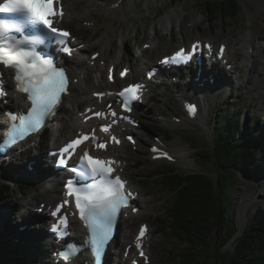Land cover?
<instances>
[{
  "label": "rangeland",
  "instance_id": "1",
  "mask_svg": "<svg viewBox=\"0 0 264 264\" xmlns=\"http://www.w3.org/2000/svg\"><path fill=\"white\" fill-rule=\"evenodd\" d=\"M206 1L211 2V0H151V6H149L145 0H138V3H140L139 7H134L132 5L133 11L131 8H126V14H120L118 16V21L122 22L123 25H119L117 21L112 24L116 30V32H114L116 37L113 45L110 47V52L111 50H114V54L119 56L124 55L122 61L118 65V69L132 60L131 63L140 70V74L142 75L147 68L145 61H148L151 58L157 59L165 51H172L178 44L182 43L180 39H182L184 35H190L187 38L188 41L194 37L216 40L224 38L231 45L232 59L237 61V67L233 72L236 77L235 84L223 93L214 94L211 91L209 92L211 93V96H214V98L211 97L210 107H208L206 103L204 105V109H206V111L208 110L210 115L211 123L209 129L203 128L201 122L195 121L176 124L180 120L179 118H176L175 115L177 113L182 114L179 98L183 96L184 93H187L190 98H196V94L185 86L184 83H172L171 78L168 79L167 84H163L153 89L152 97H149L148 99V108L145 110L146 114L144 116L140 114V111L144 110V108L139 109L135 113L140 117L141 122L139 128H134L139 141L136 147L129 143L122 158L126 159L129 164V168L125 172L126 175L132 180L134 185H138L140 189L144 191L143 198L150 199V204H152L150 206L153 207V210L141 212L138 219H133L134 222L137 223L136 225L141 221H150L152 228L155 230L150 241L153 258L152 264H177V259L176 256L173 255L174 247L165 241L166 233H164L163 230L160 231V227L157 225V228L154 223L160 221L158 218H167L166 209L172 201V195L161 187L157 177L154 176L155 170L159 168L158 166L167 163L164 161L153 160L150 155V146L154 143H158L157 138L161 137V139L163 140L164 138L166 140L165 143L171 147L174 146L179 150H188L191 153L189 160L192 164L190 166L182 165L177 162L172 163L183 171H197L199 164L196 160V152L190 144L189 137H194L199 141H203L206 145L213 141V134L217 132L214 127V118L218 113L226 111L235 115L239 114L243 123H246L245 119H251L250 121H256L260 126L264 125V122L261 121V116L264 115V91L258 93L257 86L251 88L250 91L243 90L245 85H242L248 81L246 77L247 71L244 68H241L240 65L242 61L245 60V62H247V60L243 55L245 48H239L240 44L237 43L242 34L248 33H254L256 39L260 38L259 41H261V37L264 36V19L261 17L256 18L255 15V13H259V8L257 5L253 4L252 0H237L240 6V13L237 18L219 17L217 19H210V17L213 18V16L212 13H210L211 11L209 12L208 9H206ZM99 2H102V0H80L77 2L78 8H85L89 5V8L94 11L93 14L95 15L84 16L83 14L80 19L76 18L75 22L67 24L79 35L78 42L90 39L92 35L94 36V33H96L95 39L107 35L105 28H99V24L103 22V19L110 20L113 18L114 14L103 15L101 12H97L100 6ZM126 2L129 4L131 1L127 0ZM172 13H174V15L171 17ZM249 16L256 19V24L254 26H251ZM171 19L173 20L172 22H170ZM163 21L165 23L164 25ZM94 25L95 29L92 28ZM125 25L127 26V30H124ZM167 25H174L172 34L171 32H166L165 26ZM167 31L169 30L167 29ZM155 33V42L158 41L156 48L154 50L149 49L141 58L138 57L144 44L153 41ZM132 39H134L135 42L132 41ZM107 63L109 64V61H107ZM108 64L100 62V65L104 66L102 75L106 81ZM228 73L230 74V72ZM237 75L240 76L241 80L237 79ZM260 88L264 89L262 87ZM228 95L231 96L228 97ZM254 95L258 96L256 101L253 99ZM258 101L261 108L256 105ZM169 118L176 120V122L170 123L171 121H169ZM168 134L174 137L173 140L167 139ZM25 159V162H28L29 159ZM24 165L25 164H22L23 168ZM8 168L7 164L0 166V182H7V176L10 173L12 175L14 172L13 168L16 167H10L12 170H8ZM259 168L260 169L253 174H240L238 183L235 185V188L230 195L232 201L230 214L233 218V225L237 231L238 218L244 211V204L249 206V210L246 213L247 220L244 228L250 222L252 217H254V214L264 209L263 161ZM19 182L21 183L22 181L20 180ZM14 186L17 189V192L11 193L9 197L5 198L6 201L2 200L0 202V205L3 201L2 205L11 204L10 213L13 215L11 221H18L16 216H22V213L20 212H25L26 210H29V208L31 210V207H38L39 202L42 200L41 194H39L40 197L36 200H33V195L39 191L43 193V191L42 189H29L26 191L18 183L14 184ZM45 196L44 193L43 197ZM252 197L255 200H253ZM33 201L34 206L32 205ZM13 206L16 212L11 211ZM4 208L5 207L3 206L1 207V209ZM17 211L18 214H16ZM33 211L35 212V210ZM39 227L41 226H38V231ZM4 235V231L1 230V238H5V240L7 239L9 241H16L13 240V238L10 239L11 237H6ZM21 238V241L24 242L25 236H22ZM121 239H124V236H122ZM236 240L237 238L233 239L231 243L226 246V249L233 250ZM131 241L132 239L128 242ZM124 244L125 243L117 245V248H115L119 249L121 254H123ZM42 249L44 250L45 247L43 246Z\"/></svg>",
  "mask_w": 264,
  "mask_h": 264
},
{
  "label": "trees",
  "instance_id": "2",
  "mask_svg": "<svg viewBox=\"0 0 264 264\" xmlns=\"http://www.w3.org/2000/svg\"><path fill=\"white\" fill-rule=\"evenodd\" d=\"M206 9L213 19L237 18L240 13L237 0L206 1ZM242 125L239 114L218 113L214 118L217 132L209 146L189 137L199 164L197 171L161 164L154 172L161 187L172 195L167 218L158 222L166 233L165 241L174 247L177 264H264V209L254 214L233 250L226 249L237 233L230 214V195L240 174L260 169L259 158L264 152L263 143L252 142L258 137L254 128L245 130ZM167 138L174 137L168 134ZM10 187L0 182V201L12 193ZM0 264L25 263L18 248L2 240Z\"/></svg>",
  "mask_w": 264,
  "mask_h": 264
},
{
  "label": "bare ground",
  "instance_id": "3",
  "mask_svg": "<svg viewBox=\"0 0 264 264\" xmlns=\"http://www.w3.org/2000/svg\"><path fill=\"white\" fill-rule=\"evenodd\" d=\"M80 0H64V4L67 10V14L64 17V19L62 20V23H64L66 20H72L75 21L76 18H81L82 15H90V16H95L93 13L94 11L88 7H82V8H78L77 7V2H79ZM127 0H102V2H99L100 6L97 10V12H101L103 15H108V14H114V17L111 18L110 20H105L103 19L101 22V24H99V28H105V31L107 33L106 36H102L100 38H96V33H94V36L92 35V37H90V39H85L83 42H86L85 46L79 48V50L77 51V54L72 58V59H68L66 62V66L68 68H70V72L72 75V79H73V84H72V88H71V94L68 96H65V100L62 103V106L60 108L61 112L59 114V116L57 117V120L59 122V126L54 128L53 130V134L57 135V140L58 141H63L64 139H69L72 136H74L76 134V131L78 129H83L87 124H89L90 122L92 123V125L95 124V120H91L88 123H84L82 122V118L80 117V112L79 111H85L87 107H83V105L85 103H88L87 105L92 106L95 104H98V106H102L103 104L98 103L97 99L94 97V92L100 91L102 90L101 88L102 86V79H99V81H96L94 79H92L91 77L94 76V73H98L97 70V65L99 62L101 61H109V70L108 73L111 72L112 69H114V67L112 66L113 64L115 65H119V63L122 61V58L124 55H116L114 54L115 51L111 50L110 52V47L113 45L114 41H115V37L116 34L114 32H116V30L114 29V27L112 26V24L117 21L119 25H123L122 22L118 21V16L120 14H126V8H131V10L133 11L132 7L136 6L139 7L138 0H130L131 2H129V4L126 2ZM147 2V4L149 6H151V0H145ZM254 5H257V7L259 8L258 11L259 13H255L256 18H263L264 19V0H252ZM98 3V2H97ZM133 5V6H132ZM80 6V5H79ZM256 7V6H255ZM253 12V11H252ZM256 12V11H255ZM96 14V13H95ZM174 15V13L171 14V17ZM254 15V16H255ZM116 17V18H115ZM133 17V16H132ZM249 20L251 23V26H254L256 24V19L252 16H249ZM173 20L171 19L170 22H172ZM99 22V21H97ZM259 22V21H257ZM100 23V22H99ZM164 21H163V25H164ZM169 24V23H168ZM167 29L170 31L172 30V28H170L169 25L166 26ZM127 28V26H124V30ZM113 29V30H111ZM155 29V28H154ZM158 29V28H157ZM127 30V29H126ZM112 31V32H109ZM168 32V31H167ZM124 38V37H123ZM261 41H259V39H256V36L254 33H248V34H242L239 38V40L237 41L238 44H240L241 49L245 48V52H244V58L247 60V62L242 61L241 62V68H244L247 71L246 77H247V82L245 84H243L242 86L245 85V87L243 88V90H248L250 91L251 88H253L254 86L258 87V93H262V91H264V89H261L260 87L264 88V36L261 37ZM82 43V42H81ZM160 43V40H159ZM79 44V43H78ZM77 44V46H78ZM254 48L253 52H250V49ZM87 54L89 56H85L84 55ZM95 53H98V57L96 59L93 58V55ZM165 53H167V51H165ZM169 53V52H168ZM136 57V55H135ZM161 59V58H160ZM93 61L95 62L94 64ZM147 65H149V62H146ZM131 68L133 67V71L130 73L129 77L131 79H135V75L137 74V77L139 76V70L138 68H136L133 64L129 65ZM205 71L204 70L202 72V76H201V80L200 81H196L195 77H196V73L195 71H192L191 73V78L190 80V84L193 88H197L199 87V84L204 81V89L207 91H201L203 96H204V100L203 102L200 104V107L198 106L196 111L199 112L198 116L194 119H190V118H182L178 123L176 124H181L183 122H201V125L203 126V128L205 129H209L210 126V115H209V111L206 109H204V105L206 103V105L208 107H210L211 105V97L214 98V96H211L209 93L210 91L212 93H223V87H227L230 84L235 82L236 77L235 76H223L222 78L215 76L216 78V84L212 85L210 83V79H206L204 80L205 77ZM215 73V72H214ZM197 78V77H196ZM237 79L241 80L240 76L237 75ZM189 82V81H188ZM152 87L157 86V83H154L151 85ZM11 87V85H10ZM12 88V87H11ZM92 89V90H90ZM14 93V90H12V94ZM252 94V93H251ZM185 95V94H184ZM262 95V94H261ZM20 95L15 96L14 94L12 95L11 98V103L13 106H21V104H19V97ZM186 96V95H185ZM258 98V96L254 95L253 99L256 101ZM107 100H114V97H107L104 101ZM146 102V101H145ZM65 103V104H64ZM67 103V105H66ZM257 106H260L259 101L256 103ZM115 106V105H114ZM144 106V105H143ZM261 108V106H260ZM195 111V112H196ZM140 113L144 116L146 114L145 110L140 111ZM167 118V116H166ZM168 121V119H167ZM169 121H171L170 123H175L176 120L169 118ZM58 125V124H57ZM260 130H263L262 133L264 134V126H260L259 128ZM30 142L32 141H27L21 145H19L16 149H14L11 153V155L6 156L2 163L0 162V166L7 164V166L10 167H18L20 169H22V171L24 172V174L26 175H30L33 174L34 170L36 168L40 169L43 165V160L45 161V163L48 162V156L46 154L43 155V157H37L36 154L38 152V150H34L33 152H30V149H28V145L30 144ZM157 147L159 148V150H155L154 148L152 150V154L151 158H160V154L163 153H167L170 156H172L177 163L182 164V165H187L190 166L192 163L189 160V157L191 156V153L188 150H179L176 147H171L168 144L159 142L156 144ZM176 146V145H175ZM152 147V146H151ZM178 147V146H177ZM127 148L125 146L122 147H114L113 151H111V153H109V156H115L118 157L120 156V154H123L124 152H126ZM28 158V162H25L26 159ZM30 161H33V170H30L28 167L26 168L25 165L27 163H29ZM158 161H160V159H158ZM8 162V163H7ZM22 164L24 165V168L22 167ZM123 166L125 168H128V165L123 163ZM47 171L44 174L40 175L39 178H44V176H48V177H53L55 175V182L52 186H47L46 190H45V197H43L44 200H47V205L51 204L52 202L57 201L63 192V187H62V183H63V179L64 176H62V171H56L54 169V165L49 164V166L47 167ZM54 169V170H53ZM50 175V176H49ZM46 179V178H45ZM132 185V183H131ZM134 187V186H133ZM135 191H138L140 193L139 195V199L138 201H135L136 205L140 207V209L142 210V212H146L148 210H153V207L150 206L152 204H150V199L148 198H143L144 197V191H141L139 188H137L135 186ZM39 194H41V192H36L33 195V200L38 199L40 196ZM57 194V195H56ZM44 196V195H43ZM142 196V197H141ZM253 200H255L252 197ZM11 204H3L2 206L5 207L4 209H1L2 206H0V231L3 230L6 234L7 237H9L10 235L13 240V242H21L24 244H36L37 246H40L41 243L45 240H48L47 238L45 239L46 236L44 234V230L41 227H39V231H38V226L40 225V223H36V218L33 216V214L28 213L26 216H16L18 221L13 220L12 219V214L10 213V206ZM249 210V206L246 204H244V211L243 213L240 215V217L238 218V231L237 233L234 235L233 239L238 238L244 229V226L246 224V220H247V212ZM12 212H16L14 209V206L12 207ZM128 212V211H126ZM17 214V213H16ZM48 215V212L46 211V214L43 217H46ZM138 215L139 214H134L132 212H130V218H124L120 224V234L119 237L114 240L111 244V247L109 249V254H108V258H109V263L108 264H114V260L116 261H120L119 259H117V254L114 253V248H117V245H120L122 243H124L126 240L128 239H134L136 234H134L135 232V225L133 223H131V219H138ZM22 225H26L23 229L20 228ZM72 235L74 237L77 238H85V232H83L81 224L76 221L75 219H73V224H72ZM22 236H25L24 238V242H22ZM124 236V239H121V237ZM20 238V239H19ZM31 238V239H30ZM231 243V241L229 242V244ZM228 244V245H229ZM54 250V249H53ZM53 250L51 248H49L50 252H53ZM135 252V248L132 247L131 248V253ZM48 253H46L44 255V259L42 260V264H47L50 263L51 260L53 261V264H58L56 262V257L52 256V258L48 259ZM122 258V257H121ZM89 256L88 254H81L79 256V258H76L75 261L71 264H89L87 261L89 260ZM132 260V258H131ZM60 264V263H59Z\"/></svg>",
  "mask_w": 264,
  "mask_h": 264
},
{
  "label": "snow or ice",
  "instance_id": "4",
  "mask_svg": "<svg viewBox=\"0 0 264 264\" xmlns=\"http://www.w3.org/2000/svg\"><path fill=\"white\" fill-rule=\"evenodd\" d=\"M54 4L55 0H6L5 3L0 4V13H16L23 17L21 20L0 19V64L16 70V80L19 82L20 91L27 93V99L31 101V110L27 116L11 115L13 121L19 119L22 130L37 129L43 119L49 116L56 105L60 103L61 93L67 91L68 88L65 72L55 68L51 60L43 58L34 48L36 43L43 42V37L23 35L25 27L40 24L60 37V43L63 44V38L70 34L54 26L52 18L57 15ZM60 14L62 15V10ZM62 51L71 54L68 47H63ZM184 51L181 49L172 59L181 57ZM192 51H196V45H193ZM221 52H223V48H221ZM125 74L126 71L120 73L121 76ZM140 88L141 85L133 84L123 89L119 95L127 97V94H131V99H139L137 93ZM124 106L128 107L127 98ZM95 115L100 116L101 113L97 112ZM112 115L116 116V113L113 112ZM109 128L110 125H102L103 131H108ZM94 138V134L90 136L86 133L73 140L62 151L67 154L73 146L82 145L85 141ZM131 139L132 137H129V140ZM116 142L119 143V141ZM97 146L99 148L106 147L104 143H98ZM163 155H167V153H163ZM81 159L87 162L91 176L99 177V179L94 180L87 188L76 187L73 181L69 180L66 184V194L75 198V206L79 210L80 218L91 233V250L98 262L111 237L113 224L121 208L128 204L129 194L125 193L124 181L120 177L111 178L113 161L94 158L87 152ZM59 162L65 163L63 158ZM68 203L67 200L63 201L62 205L57 207V212ZM133 210L135 211V209ZM60 222L66 225V217H62ZM53 230H55V226H53ZM145 232L146 228L141 227L139 236L143 237ZM137 246H140L139 243ZM62 255L66 256L63 253ZM141 255L143 256L144 253L141 252Z\"/></svg>",
  "mask_w": 264,
  "mask_h": 264
}]
</instances>
